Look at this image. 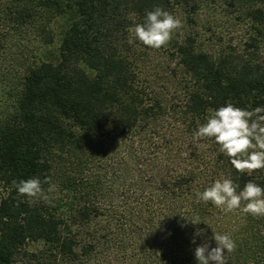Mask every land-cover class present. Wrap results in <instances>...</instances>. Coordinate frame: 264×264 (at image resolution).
Segmentation results:
<instances>
[{
	"label": "trees",
	"instance_id": "16d2710c",
	"mask_svg": "<svg viewBox=\"0 0 264 264\" xmlns=\"http://www.w3.org/2000/svg\"><path fill=\"white\" fill-rule=\"evenodd\" d=\"M3 2L0 264H198L213 229L237 243L228 264H264V217L197 199L217 179L264 187V170L242 175L193 139L221 106H264V0ZM210 4L230 38L128 43L156 7ZM33 177L56 185L51 204L18 194Z\"/></svg>",
	"mask_w": 264,
	"mask_h": 264
},
{
	"label": "clouds",
	"instance_id": "9594fccd",
	"mask_svg": "<svg viewBox=\"0 0 264 264\" xmlns=\"http://www.w3.org/2000/svg\"><path fill=\"white\" fill-rule=\"evenodd\" d=\"M183 27L182 21L161 7L146 13L144 23H138L129 29V45L138 40L152 49H161L169 45L174 35ZM194 141L214 140L219 151L230 158L232 166L240 174L252 176L264 170V106L247 110L228 103L219 107L200 124L193 133ZM13 185L20 196H26L30 202L52 203L51 193L56 185L51 178L41 181L40 178L13 180ZM47 184V189L44 188ZM240 185L229 178L217 179L203 192L197 193L198 201L211 202L224 212L241 211L253 217H264V187L253 181ZM192 224L206 222L196 216L188 219ZM208 224V223H207ZM213 229V228H212ZM195 235H201L197 231ZM216 247L212 248L205 242L196 247L195 257L198 264H228L226 253L231 254L237 249L236 241L227 233L213 229ZM195 243V239L193 240Z\"/></svg>",
	"mask_w": 264,
	"mask_h": 264
},
{
	"label": "rangeland",
	"instance_id": "374dc122",
	"mask_svg": "<svg viewBox=\"0 0 264 264\" xmlns=\"http://www.w3.org/2000/svg\"><path fill=\"white\" fill-rule=\"evenodd\" d=\"M4 0H0V7H5L6 4L3 2ZM211 6L201 8V10L195 14V11L192 10L189 11V9L184 8V6L176 5L172 8V14L179 18L182 21L183 27L178 31L179 35H183L186 33H194L196 31H199L204 36L208 37L216 32V36H221L223 38H230L231 35L235 33L234 29L231 28V26L226 23V21H222V24L219 21L218 15L215 13L213 4H210ZM190 8V5L188 6ZM59 22H56L54 26L57 29V32H59L58 28ZM212 27V30L210 29ZM212 33V34H211ZM214 35V34H213ZM55 47L57 46V43H54ZM16 48H13L10 53L9 58H13L16 56ZM32 246V245H31Z\"/></svg>",
	"mask_w": 264,
	"mask_h": 264
}]
</instances>
